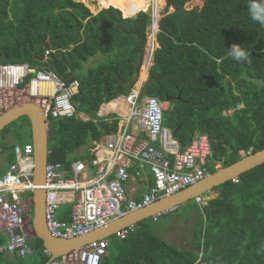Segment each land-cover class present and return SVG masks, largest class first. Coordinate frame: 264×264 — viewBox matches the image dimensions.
Segmentation results:
<instances>
[{"label":"trees","instance_id":"16d2710c","mask_svg":"<svg viewBox=\"0 0 264 264\" xmlns=\"http://www.w3.org/2000/svg\"><path fill=\"white\" fill-rule=\"evenodd\" d=\"M152 1L158 11L163 0ZM165 1L148 95L169 103L164 124L178 129L181 150L196 133L208 137L212 158L207 167L213 173L214 161L224 167L241 153L264 149V0ZM97 2L93 10L85 0H0L5 62L46 66L66 83L79 82L72 103L88 119L55 120L59 139L48 148L47 161L66 167L93 159L96 147L88 145L117 131L116 115L98 112L102 104L129 93L126 85L143 60L152 23L151 10L144 11L147 0ZM97 54L106 60L79 75L83 63ZM19 119L27 122L17 123V141L24 134L31 140L28 118ZM16 146L0 141L8 167L16 160ZM81 148L87 153L78 158ZM237 180L215 187L217 195L201 204L202 223L189 249H178L141 221L125 239L109 237L101 264H264V163ZM31 239L30 259L0 250V264H45L42 240ZM4 243L0 235V247Z\"/></svg>","mask_w":264,"mask_h":264},{"label":"built area","instance_id":"2783aa9c","mask_svg":"<svg viewBox=\"0 0 264 264\" xmlns=\"http://www.w3.org/2000/svg\"><path fill=\"white\" fill-rule=\"evenodd\" d=\"M151 24L153 38L156 34L154 20ZM49 52L45 51L44 60ZM78 91V80L66 83L47 67L0 62V112L5 107H2V100H28L41 107L45 122L78 116L72 103V97ZM139 91L140 86L132 87L127 95H122L126 113L114 110L118 118L117 131L107 135L102 154L98 149L94 150L93 159H78L69 167L47 161L42 185L45 190L44 219L53 238L72 239L88 234L211 174L207 167L212 158L208 137L196 133L190 144L181 150L178 139L164 124V112L169 103L155 96L140 97ZM15 155V162L0 175V235L5 239L0 250L12 257L24 258L33 253L29 245V239L34 238L32 214H29L33 198L29 199L25 194L36 188L32 181V143L15 147ZM213 168H221V163L214 161ZM145 171L151 174L152 184L146 186L140 199L129 197L128 182L132 177H143ZM232 181L237 183V177ZM196 201L202 204L200 197ZM65 203L71 204L70 217L61 220L57 212ZM159 215L153 217L156 219ZM136 229V224H130L114 236L125 239ZM108 246L109 238H101L61 256L60 260L51 259L49 264H101ZM43 253L51 258L48 250L43 249Z\"/></svg>","mask_w":264,"mask_h":264},{"label":"water","instance_id":"95a60500","mask_svg":"<svg viewBox=\"0 0 264 264\" xmlns=\"http://www.w3.org/2000/svg\"><path fill=\"white\" fill-rule=\"evenodd\" d=\"M163 12L164 10L162 11V13ZM158 19L159 18H157L156 23ZM157 30L158 29H156V32ZM155 38L156 37L154 36V39ZM6 58V54L1 55L0 62H5ZM143 64L144 58L142 61H139L135 64L134 75L126 85V89L128 91H130L132 87L140 86V97L148 95L149 86L153 81V78L151 77H147L145 80L141 79V69L143 68ZM149 67L150 65H147L145 72L147 74ZM44 68H46V66H44ZM167 99L168 101L170 100V98ZM23 116L27 117L30 123L32 138L31 143L33 145L34 158L32 181L36 188L32 191V235L41 239L43 248L51 253V258L48 259L45 264H49V261L53 258H58L60 256L67 255L88 243H91L101 238H109L110 236L114 235L118 230L130 224H135L142 220L150 218L156 214L170 211L178 207L179 205L187 202L188 200L194 198L196 199L197 197L210 192L215 187L220 186L221 184H224L225 182H228L238 177L242 173L249 171L264 163V149L256 152H249L243 155L234 163L215 170L213 173L209 174L196 184L188 186L187 188L171 196L159 199L142 209L127 214L124 217L111 220L106 226L102 228L96 229L88 234L72 239L53 238L52 236H50L46 229L44 219L45 190L42 188V185L44 182L45 166L48 159V132L41 107L32 101H22L14 105L13 107L7 109L6 111L0 112V131ZM177 131L178 129L173 130L172 135L176 136ZM16 233H20V231L16 230Z\"/></svg>","mask_w":264,"mask_h":264},{"label":"rangeland","instance_id":"374dc122","mask_svg":"<svg viewBox=\"0 0 264 264\" xmlns=\"http://www.w3.org/2000/svg\"><path fill=\"white\" fill-rule=\"evenodd\" d=\"M85 2L88 5H90V7L93 10H95L96 7H98L97 0H85ZM165 2L166 1L163 0L162 4L159 7V10L156 11L153 1L147 0L148 6L145 10L146 11L148 9L151 10V15L153 16L152 20H154V33L156 32V28H157L156 20L162 15L161 10L165 8ZM152 9H154V11H152ZM150 27L148 29V40H147L148 47L146 49L145 55L149 50H152L155 47V39L154 37L151 38ZM105 60H106V55H103V54H97L94 57H91L87 62L83 63L81 69L78 72L79 75L81 76L84 75L88 68L93 67L96 64L102 61H105ZM147 65L149 64H146L144 62L143 68L141 69L143 78H145L146 76L145 71H146ZM24 101H28V100H24ZM20 102L22 101L16 100V101L11 102V101L2 100V107L3 105L5 106L3 107L4 108L3 111H6L7 109L13 107L14 105ZM54 121L55 120L47 119V122H46L47 123L46 125L49 126V133L47 137L48 148H52L53 146H55L59 139L58 125L56 121L55 122ZM20 122L26 123L27 121L23 119H18L17 121H14L10 125L6 126L4 129L5 131L4 130L0 131L1 133L0 141H4V142L6 141L7 143L16 142L19 148L20 147L22 148L25 143H31V140L27 134L21 135L17 141L16 139L17 123H20ZM86 153H87V148H81L80 150L76 152V156L79 158L80 156L85 155ZM5 155H6L5 153L0 155V175H2L3 172L6 171L8 167L5 161ZM241 155L243 156L244 153H241ZM25 194H26V197H28L29 199L32 196V193L29 191L25 192ZM216 195H217L216 191H211V192L201 195L200 196V198L202 199L201 203L202 204L205 203L208 198H212ZM29 214L33 215V206L31 207ZM144 221L149 226V228L154 232V234H156L161 239L165 240L168 243L175 245L178 249H181V250L189 249V246H190L189 243H190L191 237L194 231H196L202 223L201 204L198 201H196L195 198L190 199L187 202L179 205L178 207L159 215L156 219L150 217V218L145 219ZM111 237H113V235L110 236V238ZM29 243H31L32 245L33 240L30 239ZM31 257H32L31 255H28L26 256V259H30Z\"/></svg>","mask_w":264,"mask_h":264},{"label":"crops","instance_id":"0c3cea01","mask_svg":"<svg viewBox=\"0 0 264 264\" xmlns=\"http://www.w3.org/2000/svg\"><path fill=\"white\" fill-rule=\"evenodd\" d=\"M147 6H148V5H147ZM162 10H164V8H163ZM162 10H161V12H162ZM94 14H95V13H94ZM156 27H157L156 29H158V21H157V23H156ZM157 31H158V30H157ZM155 40H156V39H155ZM156 47H157V43H156V41H155V47H154V49H155ZM154 49H152V50L154 51ZM153 51H152V53H153ZM150 55H151V52H150V50H149V51L146 53V55H144V57H143V58H144V62H145L146 64H149V65L152 64V58L149 59ZM145 56H146V58H145ZM145 72H146V71H145ZM145 75H146L145 78H143V75H142V80H143V79L145 80V79L148 77V74H147V73H146ZM112 102H115V104H116V109H115V110H119L122 114L126 113V108H125V106H124V104H123L122 95H121V96H118L117 98L111 100V101L108 102V103H104V104H102L101 107H100V109H99L98 115H99V116H102V117H106L107 115H109V114L115 112L114 110H111V109H108V108H107V106H108L110 103H112ZM113 114H115V113H113ZM115 115H116V114H115ZM78 116H79L81 119H83V120L88 119L84 114H81V113H79ZM106 138H107V136L103 137V138L101 139V141L98 142V143L91 142V143L88 145V147H90L91 145H95V147H96L95 150L98 149L99 152H100V154H102V153H103V150H104V149H102V146H103L102 144H104ZM100 147H101V148H100ZM89 149H90V148H89ZM152 182H153L152 176H151V174H150L148 171H145L143 177H141V178H138V177H132V178L130 179V181L128 182V184H127L128 196L131 197V198H133V199H140L141 196H142V194H143V193L146 191V189H147L146 186L151 185ZM211 191H213V190H211ZM211 191H210V192H211ZM199 197H200V196H199ZM214 197H215V196H214ZM212 198H213V197H212ZM208 199H210V198H208ZM208 199H207V200H208ZM203 204H204V203H203ZM70 210H71V204H70V203L62 204V205L59 207V210H58V212H57V216H58V218L61 219V220H68L69 217H70ZM167 212H168V211H167ZM163 213H166V212H162V213H160V215L163 214ZM151 218H154V217L152 216ZM154 219H155V218H154ZM142 221H144V220H142ZM140 222H141V221H140ZM140 222H138V223H140ZM138 223H135V224L138 226ZM189 245H190V243H189Z\"/></svg>","mask_w":264,"mask_h":264},{"label":"bare ground","instance_id":"6f19581e","mask_svg":"<svg viewBox=\"0 0 264 264\" xmlns=\"http://www.w3.org/2000/svg\"><path fill=\"white\" fill-rule=\"evenodd\" d=\"M150 52H151V55H152V50H150ZM151 55H150L149 59L151 58ZM141 79H142V73H141ZM107 108H108V109H111V110H115V109H116V104H115V102L110 103V104L107 106Z\"/></svg>","mask_w":264,"mask_h":264},{"label":"clouds","instance_id":"9594fccd","mask_svg":"<svg viewBox=\"0 0 264 264\" xmlns=\"http://www.w3.org/2000/svg\"><path fill=\"white\" fill-rule=\"evenodd\" d=\"M162 14V13H161ZM157 33V32H156ZM155 37H156V35H155ZM156 39V38H155Z\"/></svg>","mask_w":264,"mask_h":264}]
</instances>
